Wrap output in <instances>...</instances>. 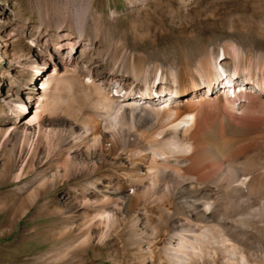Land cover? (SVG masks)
I'll use <instances>...</instances> for the list:
<instances>
[{
  "label": "rangeland",
  "instance_id": "374dc122",
  "mask_svg": "<svg viewBox=\"0 0 264 264\" xmlns=\"http://www.w3.org/2000/svg\"><path fill=\"white\" fill-rule=\"evenodd\" d=\"M75 1L81 2L0 0V264H172L158 258L169 229L163 227L159 236L152 231L162 212L154 194L139 187L144 197L131 214L101 204L112 197L108 190L129 185L117 167L123 158L130 162L121 147L119 156L103 163L98 141L79 143L72 152L73 147L56 148L43 140L19 167L9 152V136L20 122L72 131L79 141L92 116L109 130H136L127 115L136 105L155 114L181 99L227 91L225 74L218 77L212 66L220 61L226 74L236 67L239 80H259L264 68L258 72L254 59L264 52V0H93V7L80 13ZM232 47L243 56L235 59ZM199 56L212 66L208 78L196 69ZM35 67L40 75L55 72L45 105ZM246 67L252 73L244 72ZM256 93L261 106L264 95ZM232 97L222 111L239 126L244 111H235L241 99ZM261 107L247 117L264 124ZM146 126L150 132L157 128ZM5 138L9 141L1 147ZM88 153L93 165L84 164ZM263 155L264 148L259 156L264 171ZM14 207L18 210L9 218ZM250 209L254 217L264 215V208ZM134 229L145 243L129 242ZM263 235L258 251L239 247L237 252L207 236L179 253L178 264H264Z\"/></svg>",
  "mask_w": 264,
  "mask_h": 264
},
{
  "label": "bare ground",
  "instance_id": "6f19581e",
  "mask_svg": "<svg viewBox=\"0 0 264 264\" xmlns=\"http://www.w3.org/2000/svg\"><path fill=\"white\" fill-rule=\"evenodd\" d=\"M74 3L77 13L93 7V0ZM232 53L235 59L243 56L238 48L232 47ZM254 60L257 71L264 68L263 51L256 53ZM212 66L218 77L225 74L224 79L229 84L228 94L225 90H215L211 97H203L201 100L181 99L155 114L141 110L137 105L130 107L127 115L136 130L123 127L119 131L109 130L101 124L98 117L92 116L88 120L85 134L79 135V141L74 138L76 134L72 131H45L40 124L34 127L26 123V126L21 127L19 122L12 130L11 137L9 136L12 139L9 151L12 161L15 166L21 167L26 157L32 158L35 155L43 140L56 148L73 147L75 150L72 152L78 151L79 143L98 141L106 155L102 159L103 163L119 156L120 150L130 158L129 163H126L128 158H123L126 162L122 160L117 163L123 175L128 177L129 185L121 183L114 190H108L112 197H105L101 202L102 206L115 208L116 211L124 207L131 214L137 208L138 201L144 197L138 192L139 187L160 200L162 212L160 211L161 215L152 231L159 236L160 230L167 226L169 232L166 243L162 244L159 261L178 264L181 261L178 259L179 253L186 254L190 248L192 250L195 242L205 241L207 236L216 237L229 250L239 247L246 251L260 249L259 237L264 234V215L254 217L249 209L257 206L262 211L264 208V171L259 161L260 149L264 148V124L258 123L253 117H247V114L263 109L261 106H264V98H261V106H258L256 91L264 95V76L259 80L251 81L249 77L239 80L236 67L226 74L221 61ZM212 66L205 56H199L196 60V69L207 78ZM249 69L251 68L246 67L243 71L249 73ZM34 71L40 76L37 79L40 82L37 86L40 91L39 99L46 101L47 90L56 79L55 72L44 76L40 75L42 72L38 67ZM231 95L241 99L239 107H234L236 112L244 111L241 114L243 123L239 126L232 125L222 111L223 104ZM111 97L120 95L111 94ZM211 102L213 103L210 104ZM209 105L212 106L209 109L211 114L207 111ZM148 123H156L157 128L154 130L159 132L158 135H155V131L148 130ZM9 138H5L1 147L7 145ZM118 147H121L120 150ZM92 158L93 154L88 153L84 164L93 165ZM11 210L9 218L18 209L14 207ZM127 239L136 245L145 243L136 229L129 231Z\"/></svg>",
  "mask_w": 264,
  "mask_h": 264
}]
</instances>
